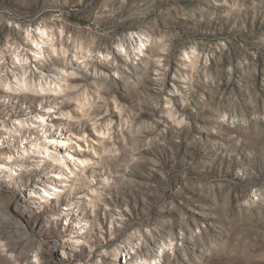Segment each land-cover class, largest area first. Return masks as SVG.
<instances>
[{"label": "rangeland", "instance_id": "obj_1", "mask_svg": "<svg viewBox=\"0 0 264 264\" xmlns=\"http://www.w3.org/2000/svg\"><path fill=\"white\" fill-rule=\"evenodd\" d=\"M0 264H264V0H0Z\"/></svg>", "mask_w": 264, "mask_h": 264}, {"label": "bare ground", "instance_id": "obj_2", "mask_svg": "<svg viewBox=\"0 0 264 264\" xmlns=\"http://www.w3.org/2000/svg\"><path fill=\"white\" fill-rule=\"evenodd\" d=\"M39 52V51H38ZM40 52H42V51H40ZM43 65H47L46 63L44 64L43 63ZM21 68H22V70L24 71V73H25V69L27 68V66L26 65H21ZM41 69L42 70H48V67H44V66H41ZM41 72V71H40ZM24 73H23V77H22V79H23V81L24 82H26L27 83V81H26V78L24 77ZM42 77H43V75H41ZM56 84H57V82H56ZM52 110V109H51ZM32 125H34V123L32 124ZM57 143V144H69V142H70V138H65V139H59V141L58 140H54L53 141V143ZM60 156H62V157H59V158H63V155H60ZM56 177L58 178V177H61V175H59V174H56ZM57 191H60L59 189H56Z\"/></svg>", "mask_w": 264, "mask_h": 264}]
</instances>
